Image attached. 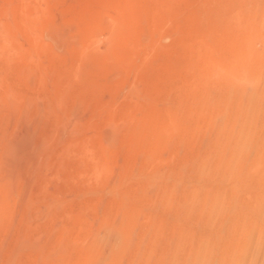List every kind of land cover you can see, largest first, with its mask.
Wrapping results in <instances>:
<instances>
[{
  "label": "rangeland",
  "instance_id": "1",
  "mask_svg": "<svg viewBox=\"0 0 264 264\" xmlns=\"http://www.w3.org/2000/svg\"><path fill=\"white\" fill-rule=\"evenodd\" d=\"M0 264H264V0H0Z\"/></svg>",
  "mask_w": 264,
  "mask_h": 264
},
{
  "label": "bare ground",
  "instance_id": "2",
  "mask_svg": "<svg viewBox=\"0 0 264 264\" xmlns=\"http://www.w3.org/2000/svg\"><path fill=\"white\" fill-rule=\"evenodd\" d=\"M18 171V170H17ZM15 178V177H14Z\"/></svg>",
  "mask_w": 264,
  "mask_h": 264
}]
</instances>
